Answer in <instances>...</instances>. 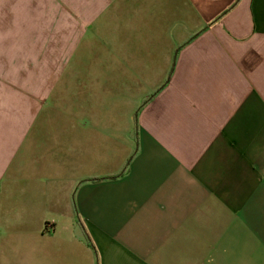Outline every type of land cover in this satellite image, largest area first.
<instances>
[{"label": "crops", "instance_id": "1", "mask_svg": "<svg viewBox=\"0 0 264 264\" xmlns=\"http://www.w3.org/2000/svg\"><path fill=\"white\" fill-rule=\"evenodd\" d=\"M0 264H264V0H0Z\"/></svg>", "mask_w": 264, "mask_h": 264}, {"label": "trees", "instance_id": "2", "mask_svg": "<svg viewBox=\"0 0 264 264\" xmlns=\"http://www.w3.org/2000/svg\"><path fill=\"white\" fill-rule=\"evenodd\" d=\"M174 67H175V60H174V61H173V63H172V67H171V73H170V76H171V75H172V73H173ZM170 76H169V78H168V80L166 81V83H165V84H167V83L169 82Z\"/></svg>", "mask_w": 264, "mask_h": 264}, {"label": "built area", "instance_id": "3", "mask_svg": "<svg viewBox=\"0 0 264 264\" xmlns=\"http://www.w3.org/2000/svg\"><path fill=\"white\" fill-rule=\"evenodd\" d=\"M52 229V225H48Z\"/></svg>", "mask_w": 264, "mask_h": 264}]
</instances>
